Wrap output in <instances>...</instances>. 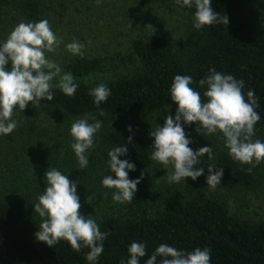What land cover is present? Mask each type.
I'll use <instances>...</instances> for the list:
<instances>
[{
	"label": "trees",
	"instance_id": "16d2710c",
	"mask_svg": "<svg viewBox=\"0 0 264 264\" xmlns=\"http://www.w3.org/2000/svg\"><path fill=\"white\" fill-rule=\"evenodd\" d=\"M13 1L26 20H40L36 0ZM9 2L0 0V11ZM250 4L251 0H212L213 10L221 16L227 15L228 24L193 28L177 42L160 37L132 40L131 48L140 66L130 74L103 82L111 95L99 107L93 104V97L88 93L102 81L77 80L79 87L73 97L56 89L53 100H41L38 104L45 109H58L68 118L91 114L102 120L103 127L91 150H98L101 165L109 173L107 153L122 144L127 148V155L119 158L135 164L136 170L129 173V179L142 175L127 212L96 220L101 232L110 233L103 242L104 252L97 264H120L121 259L128 258L127 248L133 241L147 245V255L141 258L140 264L162 243L185 251L208 247L211 264H264V222L231 213L223 201L205 190L181 197L154 195L141 172L153 162L150 159L153 141L149 133L137 129V125L145 124L165 106L172 105L174 115L176 105L169 99V89L175 75H191L195 82L204 78L209 68L244 80L245 93L248 89L254 90L259 98L256 111L261 117L255 125L256 133L264 127V29L259 34L254 32L248 15ZM180 8L190 16L194 12V9ZM102 61L98 57L76 58L66 69L78 79L100 70ZM193 87L201 94L206 90L195 83ZM129 125L132 132L126 131ZM185 128L196 132L194 124ZM129 136H132L131 143L127 141ZM217 136L221 143L210 164L224 169L221 183L256 190L262 183V163L249 173L246 169L251 165L234 161L220 135ZM72 159L66 157L62 166L69 168ZM76 168L71 169L76 175L84 171ZM33 190L35 187L31 191L19 189L17 193L0 196V264H88L87 248L77 253L64 240L52 248L35 239L40 218L33 212L32 204L36 202V198L32 200Z\"/></svg>",
	"mask_w": 264,
	"mask_h": 264
},
{
	"label": "clouds",
	"instance_id": "9594fccd",
	"mask_svg": "<svg viewBox=\"0 0 264 264\" xmlns=\"http://www.w3.org/2000/svg\"><path fill=\"white\" fill-rule=\"evenodd\" d=\"M96 2L100 3V0ZM175 3L182 8L194 9L192 27L196 30L214 24H228L227 15L221 16L213 10L212 0H175ZM62 44L64 41L54 33L47 19L21 21L0 41V136H7L18 127L14 118L16 111L21 113L29 106L36 107L41 100H53L56 89L68 97L75 95L79 87L76 77L48 55L56 52ZM64 47L72 56H85L84 44L75 38ZM6 65L10 67L6 68ZM194 83L206 90L201 94L193 87ZM244 89V80L215 68H209L204 78L195 82L191 75L174 76L169 99L176 105L175 113L164 116L163 126L156 124L149 133L153 141L150 159L165 168L171 166L164 175L169 185L185 184V178L196 181L204 174L205 169L200 165L205 154L208 160L214 159L212 146L197 150L189 147L192 139L185 127L190 123L204 137L219 134L234 161L251 165L246 169L249 173L264 162V141L253 139L257 131L255 125L261 119L256 111L259 98L254 90L248 89L245 93ZM88 94L93 97V104L99 107L110 97L111 90L101 82L89 89ZM100 115H103L102 111ZM159 115L160 112L155 118ZM102 127L103 121L91 114H85L71 124L70 147L77 161L76 169L88 168L91 150ZM126 131L132 132L131 125ZM127 141L131 143L132 136L127 137ZM126 155L127 148L122 144L110 149L107 153L110 174L101 180L102 186L113 190L111 198L118 204H131L142 179V175L129 179V173L136 169L130 160L119 158ZM207 172L208 191H214L220 185L224 169L209 164ZM44 180L46 187L32 204L33 212L40 218L35 239L52 248L64 240L77 253L87 248L85 260L88 264H97L104 252L103 242L110 233L100 231L93 215L86 217L79 212L78 182L70 181L68 174L55 167L46 170ZM146 249L145 242H131L127 248L128 258L121 259L120 264H140L141 258L147 255ZM144 264H211V249L197 247L185 251L162 243L148 255Z\"/></svg>",
	"mask_w": 264,
	"mask_h": 264
},
{
	"label": "rangeland",
	"instance_id": "374dc122",
	"mask_svg": "<svg viewBox=\"0 0 264 264\" xmlns=\"http://www.w3.org/2000/svg\"><path fill=\"white\" fill-rule=\"evenodd\" d=\"M1 6L0 41L24 18L17 2L9 0ZM40 8V20L47 19L54 33L64 44L49 57L66 69L67 64L76 58L64 47L75 38L84 44V58H102V66L95 73L78 78L85 83L107 82L134 72L140 65L133 53L131 42L134 39L160 37L169 42H177L193 29V17L178 7L174 0H36ZM251 26L256 34L264 29V0H251L248 11ZM10 65H6V68ZM160 112V115L156 114ZM151 115L137 129L150 133L156 124L163 126L164 116L173 115L174 107L164 108ZM14 118L18 127L7 136H0V196L31 191L32 200L46 187L44 173L55 167L68 174L70 181L78 182L76 194L80 199L79 212L84 216L93 215L96 220L109 214L128 211V204L115 203L112 189L101 184L103 176L109 173L98 158V150L89 157V168L79 175L71 172L77 167L75 155L70 147L72 137L70 126L77 118H68L58 109H45L43 106H29L21 113L16 111ZM185 132L192 139L189 145L193 150L212 146L213 152L221 143L217 135L203 136L197 132ZM264 141V127L255 133L253 139ZM74 157L71 166L64 165L66 157ZM215 156V153H214ZM211 160L205 157L201 165L205 171L196 181L185 178L179 184L169 185L164 176L171 166L153 161L142 172L156 197H181L197 190H205L211 196L223 201L231 213H238L254 222H264V162L262 163V183L256 190H246L221 183L214 191H208L207 165ZM195 167V166H194ZM107 193V195H105Z\"/></svg>",
	"mask_w": 264,
	"mask_h": 264
}]
</instances>
